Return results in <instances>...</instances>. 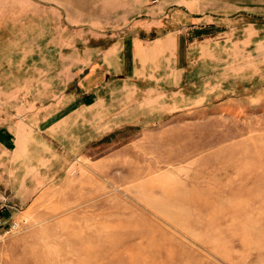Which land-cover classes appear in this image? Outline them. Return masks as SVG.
<instances>
[{
    "label": "rangeland",
    "instance_id": "374dc122",
    "mask_svg": "<svg viewBox=\"0 0 264 264\" xmlns=\"http://www.w3.org/2000/svg\"><path fill=\"white\" fill-rule=\"evenodd\" d=\"M224 1L0 0V36L88 99L35 124L29 200L0 185L26 220L0 264H264V0Z\"/></svg>",
    "mask_w": 264,
    "mask_h": 264
},
{
    "label": "crops",
    "instance_id": "0c3cea01",
    "mask_svg": "<svg viewBox=\"0 0 264 264\" xmlns=\"http://www.w3.org/2000/svg\"><path fill=\"white\" fill-rule=\"evenodd\" d=\"M229 1V4L235 6V10L236 7L242 8L241 6L259 2ZM208 3L223 7L227 1L208 0ZM202 20L204 23L213 22L207 18ZM34 54L35 51H20L9 37L5 39L0 36V185H3L8 193L14 192L17 200L19 196L23 200L30 198L26 181L27 176L32 174L30 171L34 175V188L41 184L45 177L38 168L34 169V163L44 158V140L36 139L35 124L38 123V127L47 130V135L51 138L56 137L54 135L59 131L67 133V113L87 99L83 95L74 98L65 95L62 91L67 86L66 72L58 68L51 73L50 64L47 70L42 61L45 56L38 54L41 61L37 63ZM109 54L114 56L115 53L107 51L101 56L108 58L112 56ZM96 65L100 66L99 62ZM105 65L107 63H102V67ZM91 96L90 100H93L94 93ZM15 177H20L23 181L19 182Z\"/></svg>",
    "mask_w": 264,
    "mask_h": 264
},
{
    "label": "built area",
    "instance_id": "2783aa9c",
    "mask_svg": "<svg viewBox=\"0 0 264 264\" xmlns=\"http://www.w3.org/2000/svg\"><path fill=\"white\" fill-rule=\"evenodd\" d=\"M11 207L13 206L9 203L8 194L0 188V241L21 229L26 223L25 219L12 216Z\"/></svg>",
    "mask_w": 264,
    "mask_h": 264
}]
</instances>
